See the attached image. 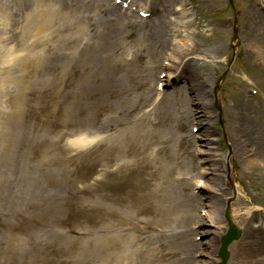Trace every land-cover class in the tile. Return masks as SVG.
Returning <instances> with one entry per match:
<instances>
[{"label": "rangeland", "instance_id": "1", "mask_svg": "<svg viewBox=\"0 0 264 264\" xmlns=\"http://www.w3.org/2000/svg\"><path fill=\"white\" fill-rule=\"evenodd\" d=\"M122 1L0 0V264H119L128 245L138 250L135 264H216L227 203L241 228L227 264H264V66L250 57L256 46L264 50V0H233L237 45L227 0H126L132 10ZM114 3L127 15L109 18ZM170 8L171 20H193L172 36L178 50L186 43L200 53L187 71L207 81L208 124L188 115L195 105L183 103L182 77L153 86L157 68L159 77L176 74L165 65L177 60L163 49L153 68L139 42L147 23L138 9L157 22ZM92 44L106 55L96 59ZM107 75L129 94L104 95ZM98 87L112 107L102 114L93 103ZM139 99L142 117L120 124ZM237 104L252 117L242 137L226 112ZM99 122L115 130L98 133ZM126 134L145 143L140 164L114 160ZM210 158L223 173L215 196L225 228L216 238L206 217L195 223L209 208L184 205L189 193L208 204L204 183L194 181L206 179L198 172ZM140 188L150 197L137 213Z\"/></svg>", "mask_w": 264, "mask_h": 264}, {"label": "bare ground", "instance_id": "2", "mask_svg": "<svg viewBox=\"0 0 264 264\" xmlns=\"http://www.w3.org/2000/svg\"><path fill=\"white\" fill-rule=\"evenodd\" d=\"M173 2L176 3L177 1H173ZM172 11H173L172 9L168 10L166 12V15L164 14L162 15L161 13L160 15L161 20H158L157 22L148 21L147 25L144 26V28L146 29L140 32L141 37H140L139 42L140 43L144 42L145 47H148V50H149L148 57L151 56L150 60L155 59V61H153V68L158 66L157 62H159L160 58L163 56V49L164 50L167 49L172 55V58L174 60L175 59L177 60L176 62L173 61L172 63L166 65V68L168 70L173 69L174 71L177 72L176 74H173L171 72H168V73L166 72V74H164V78H162V76L160 77L158 76V73L161 74L162 72V67L157 68L158 73L153 83V86H156V84L160 82L165 83V84L169 83L170 79L174 77L175 78L182 77L184 81L188 83V86L186 87L183 86L180 89H178V91L185 90V92H187V96L185 95V99L183 103L187 105L189 104L195 105L194 110L189 111L188 115L190 116L192 120H196L199 122H202L205 119L206 120L205 123L208 124L210 122L211 115L208 113V111H206L208 105L210 104V99H209L210 94H209V89L207 87V81L202 79L201 76H197V73H195L194 71L192 70L191 72L187 71V66L196 67V65H198L197 63L198 59L195 55L197 54L200 55V53L194 47L187 45L186 43H183L181 46L182 47L181 50H178L177 49L178 48L177 46H179L178 43L173 42L175 39L174 38L175 35L172 36L173 31L177 35H180L184 31L183 28L187 29L191 27V25L193 24V20L173 21L170 18H168V15ZM107 14L109 18L110 16H113V19H121V17H123L125 13L121 12L120 8H118L116 5H113L111 8L108 9ZM141 21L146 22V20H142V19ZM104 51H102L99 44L91 45L92 55L96 59H98V57L102 53L106 55V52ZM263 52H264L263 49L261 50L260 47L256 46L254 50L250 53V57L252 61L254 62V64H256L259 67L264 66V56H263L264 53ZM179 66L181 67V69ZM115 67L117 71H121L118 65H115ZM98 78L99 77L94 79L95 83L102 85ZM102 86L107 88V92L104 93V95L106 96L122 97L123 95L129 94L128 90L121 89L118 86V81H116L115 78L109 75L106 76L105 83ZM145 86L149 88L147 82L145 83ZM101 91H102V88L98 87L95 92V97L93 99V103L100 108V111H99L100 114H102L106 110L112 109L109 102L104 99ZM152 98L153 96H151L146 101H149ZM146 101L139 99L134 105H132L126 111L122 112L121 118H120L121 120L120 124H122L123 122L129 123L133 116H135V119L141 118L142 115L144 114V109L147 105ZM234 109L235 110L232 112V107L227 106L226 112L229 115L233 113L234 120L232 123H230V126L232 130L235 131V133H238L242 137L244 133L241 131V127L245 123H250L252 121V117H251L250 112L242 111V109H240L239 104H237ZM81 110H82V106H81ZM140 113H142L141 116H140ZM105 130L113 131L115 130V127L105 122H99L97 124L98 133H103ZM204 139L210 140L208 138H204ZM196 142H199L200 145H205V146L207 144L205 143L206 141L200 142L199 140H196ZM144 147H145L144 141L142 140L138 141L136 138H132L131 136L127 134L123 135V137L120 140V145L115 149L114 160H117L118 158H134L137 164H140L142 162L141 153ZM160 150H162V148H160ZM0 152H1V145H0ZM217 160H218L217 162H221L222 159H217ZM204 161H206V163L207 161L211 162V164H208L209 168L207 172L203 168L204 171L200 173L201 176L206 175V179L203 181V183L206 187L205 189L208 190L207 195H206V198L208 197L207 198L208 204H204L202 202V199L197 194L189 193L186 200L184 201L185 202L184 205L187 207L188 211L189 209H194L195 207L197 208V207L204 206V205H206L209 208V211H208L209 214L207 215L205 214V216L200 215L203 218H199L195 216V223L196 224L202 223L205 219L204 217H206L208 219L206 220L208 224L212 225L214 229H218L217 231L208 230V233L209 232L212 233L213 236H215L216 238L218 236L219 231L225 228L224 225H220V223L223 224V222L221 221L222 218H221V213H220V210L224 207L223 200L215 196L217 195L216 190L218 189V188H215V185H217L219 181L222 180L223 173L222 172L219 173L220 166L213 167L216 164V163H213L215 162V159L210 158L209 160H204ZM211 166L212 168H210ZM207 174H210V176L207 177ZM206 180L212 182L213 185L207 186ZM197 181L199 180L196 179L195 182L197 183ZM208 187H210V189ZM149 197L150 196L144 194L142 188H140L135 193V199H138L135 206L133 205V203H129L127 199L125 200V202L130 206L133 205L132 207H135L137 213H141L146 209L147 205L145 203V200H147ZM189 213L191 215V212ZM194 230L196 229L194 228ZM222 232H224V230ZM136 238L139 240V237H136ZM194 244L196 245L197 243L194 242ZM216 249H217V245L213 247V250H216ZM137 252L138 250L136 251L132 246L128 245L124 249V257L121 258L120 260L118 259L117 260L118 263L120 264L121 262L122 264H135L136 261L131 259L130 257L132 254H136L137 256L138 254Z\"/></svg>", "mask_w": 264, "mask_h": 264}, {"label": "water", "instance_id": "3", "mask_svg": "<svg viewBox=\"0 0 264 264\" xmlns=\"http://www.w3.org/2000/svg\"><path fill=\"white\" fill-rule=\"evenodd\" d=\"M238 237V230H236L232 225H230V231L228 234L224 237L223 239V245H222V250H221V256H222V262L221 264H224L226 258H227V252L225 250V246L227 243L232 241L233 239Z\"/></svg>", "mask_w": 264, "mask_h": 264}]
</instances>
